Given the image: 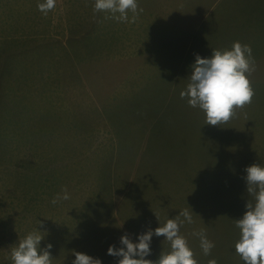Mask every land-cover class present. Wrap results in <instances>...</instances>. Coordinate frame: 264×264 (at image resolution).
Listing matches in <instances>:
<instances>
[{
    "label": "rangeland",
    "instance_id": "rangeland-1",
    "mask_svg": "<svg viewBox=\"0 0 264 264\" xmlns=\"http://www.w3.org/2000/svg\"><path fill=\"white\" fill-rule=\"evenodd\" d=\"M42 2L0 0V264L36 230L52 264H72L73 250L118 264L110 246L183 209L199 264H244L245 169L264 166V0H138L135 23L95 0H57L46 16ZM236 41L252 48L255 95L211 126L180 92L197 54ZM65 187L71 198L52 204ZM151 249L156 261L170 244L154 235Z\"/></svg>",
    "mask_w": 264,
    "mask_h": 264
},
{
    "label": "clouds",
    "instance_id": "clouds-1",
    "mask_svg": "<svg viewBox=\"0 0 264 264\" xmlns=\"http://www.w3.org/2000/svg\"><path fill=\"white\" fill-rule=\"evenodd\" d=\"M56 2L44 0L37 5L38 10L46 16L55 9ZM93 10L97 13L109 12L111 16L106 18L123 23H135L143 11L139 8L138 0H95ZM129 12L132 13L131 19ZM255 70L252 48L239 41L234 42L231 49H213L207 58L197 54L195 63L191 65L189 82L180 92V98L186 99L190 107L204 112L205 124L222 127L236 116L237 109L252 103L255 91L250 76ZM245 171L247 175L244 179L250 199L243 217L235 220V226L240 230L235 252L244 264H264V166L252 164ZM70 198L65 187L62 194H57L51 202L57 204ZM192 212L181 210L174 219H167L163 226L141 233L136 243L125 234L120 238L122 246H110L107 254L120 258L118 264H199L187 238L181 234L185 222L194 223ZM41 233L36 230L19 240L11 250L13 264H52V245L48 244L47 248L41 249V241L44 239ZM154 235L165 237L170 244V251H163L156 261L146 259L152 253ZM192 235L199 238L204 255H210L215 243L208 239L206 229L195 231ZM73 255L75 259L72 264H102L101 259L82 252L73 250ZM208 264H217V261L212 259Z\"/></svg>",
    "mask_w": 264,
    "mask_h": 264
}]
</instances>
